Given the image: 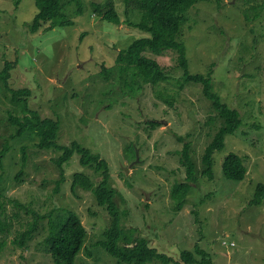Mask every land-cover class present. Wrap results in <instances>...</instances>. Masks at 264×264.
<instances>
[{
    "label": "rangeland",
    "instance_id": "obj_1",
    "mask_svg": "<svg viewBox=\"0 0 264 264\" xmlns=\"http://www.w3.org/2000/svg\"><path fill=\"white\" fill-rule=\"evenodd\" d=\"M106 1L65 0L63 14L74 25L44 31L45 25L32 33L26 26L38 13L36 0H0V71L8 61L15 65L8 86L29 89L30 108L43 118L61 121L60 145L71 144L75 137L73 141L108 162L111 184L123 195L115 202L121 210L132 207L124 223L139 226L160 251L174 257L165 264H180L177 254L184 250L198 258L201 248L213 264H264V202L250 204L258 184H264V0L198 2L178 37L187 48L190 72L211 75L222 102L238 110L243 121L237 135L228 136L225 148L214 155L215 179L201 178L180 212L170 195L172 185L185 178L177 152L191 143L192 158L200 167L222 121L210 122L218 116L202 86L184 83L177 52L146 53L168 78L152 87L138 76L142 88L131 97L122 94L116 71L111 82L104 78L103 67L110 72L121 51L150 36L133 25L141 16L137 11L127 15L125 0H112L119 25L95 14L93 4ZM2 88L0 202L5 207L0 218L4 228H10L0 231V242H6L0 264H56L45 248L48 218L40 232L31 239L26 236L20 245L29 229L27 210L49 215L51 221L58 213L76 212L88 230L86 245L95 244L108 225L107 214L92 191L73 190L72 184L77 172L97 181L101 171L82 166L78 155L59 168L56 161L62 152L39 149L36 136L13 139L16 128L9 121L10 101ZM152 121L159 125L151 127ZM128 145L137 148L134 160L126 159ZM231 152L248 170L242 182L223 176L222 164ZM123 170L127 178H122ZM98 211V217L92 215ZM91 251V257L83 254L79 261V255L75 264H116L104 248Z\"/></svg>",
    "mask_w": 264,
    "mask_h": 264
},
{
    "label": "trees",
    "instance_id": "obj_2",
    "mask_svg": "<svg viewBox=\"0 0 264 264\" xmlns=\"http://www.w3.org/2000/svg\"><path fill=\"white\" fill-rule=\"evenodd\" d=\"M205 1L210 2V0ZM216 1L221 3L220 0ZM198 2H204V0H125L126 14L129 15L130 12L137 11L141 16V21L133 25L150 36L135 40L127 49L121 51L117 57L116 66L111 67L110 72L105 67L102 70L104 78L110 82L111 74L113 71L115 74L116 71L119 82L122 84V94L131 97L136 90L142 88V85L138 83V76L144 77L147 84L152 87H157L159 82L168 78L161 64L156 59L148 57L146 53L161 54L164 51L171 50L178 54V66L183 69L184 83L200 84L205 97L212 102L218 117L212 119V121L210 120V122L220 119L222 125L206 147L202 165L199 167V164L194 162L191 155V143L186 142L182 151L177 152L180 154V164L185 171L184 180L176 181L170 190L174 209L177 212H180L188 203L189 194L198 187L201 178L215 179L214 155L225 148V141L228 136L237 135L243 123L240 112L222 102L211 75L190 72L187 48L184 43L178 40L187 21L189 11ZM64 5L65 0H36L38 13L30 23L28 22L26 27L30 32L36 33L45 25H48V27L44 31L74 25V22L63 14ZM93 6L95 14L103 17L108 22L116 25L120 24V16L112 0H107L103 4L94 3ZM14 66L11 61H8L4 69L0 71V90L3 91L2 87L4 86L7 91L8 97L6 98L10 101L11 107L7 111L8 118L16 128V133L12 135V138L25 135L36 136L39 139V143L36 145L39 149L62 152L56 161L59 168L63 169L75 155H78L82 166L96 168L98 173L101 171L97 181L86 172L75 173L72 188L75 190L81 187L84 190L92 191L100 210H105L108 223L101 239L93 245L91 243L86 245L88 230L78 213L67 210V212L53 216L52 218L57 219L51 221L49 215L41 217L38 213L27 210L31 219L28 220L29 229L22 233L23 237H21L20 245H25L26 236L31 239L33 234L40 232L39 229L44 228L40 224L42 225V221L48 218L49 231L47 232L50 234H47L44 239L45 248L56 264H75L79 255V261H81L83 260V254L91 257L93 255L91 250L100 247L116 259V264H148L153 261H161L165 264L172 260L174 257L160 251L156 240L147 239L139 226H128L124 223V221L129 222L132 207L129 206L128 209L121 210L115 202L117 197L122 199L123 195L111 184L112 173L108 162L100 154L93 153L82 144L73 141L76 139L75 137H73L71 144L60 145L61 121L59 119L43 118L37 110L31 109L28 101V97L31 95L29 89L15 90L8 86ZM179 86H184L181 81H179ZM159 95L163 99L164 95ZM166 101L170 105L174 103L169 98ZM149 123L151 127L155 128L159 125V122L152 121ZM182 140H184L183 137L180 138V141ZM136 150L137 148L134 145H128L126 147V159L134 160ZM7 151L8 147L6 146L1 157ZM222 173L230 180L242 182L246 178L248 170L243 159L236 153L231 152L224 158ZM121 175L122 178H127L125 170L121 172ZM127 184L131 187L130 183ZM263 202L264 184L260 183L250 204L261 205ZM147 206L148 203L145 204L146 208ZM4 207V203L0 202V210ZM192 210L195 212V207ZM99 211L92 212V215L98 217ZM199 227L201 228V226ZM9 228L10 226L4 228L0 218V231L6 232ZM5 245L6 242L3 238L0 242V251L3 250ZM192 252L184 250L177 254L179 263L213 264L209 253L203 248L199 249V260L195 256L193 257Z\"/></svg>",
    "mask_w": 264,
    "mask_h": 264
},
{
    "label": "clouds",
    "instance_id": "obj_3",
    "mask_svg": "<svg viewBox=\"0 0 264 264\" xmlns=\"http://www.w3.org/2000/svg\"><path fill=\"white\" fill-rule=\"evenodd\" d=\"M183 208H184V207H183ZM181 210H182V209H181ZM181 210H180V211H181Z\"/></svg>",
    "mask_w": 264,
    "mask_h": 264
}]
</instances>
